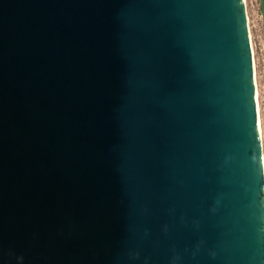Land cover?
I'll use <instances>...</instances> for the list:
<instances>
[{"label": "water", "instance_id": "95a60500", "mask_svg": "<svg viewBox=\"0 0 264 264\" xmlns=\"http://www.w3.org/2000/svg\"><path fill=\"white\" fill-rule=\"evenodd\" d=\"M0 264H264L244 0H0Z\"/></svg>", "mask_w": 264, "mask_h": 264}, {"label": "rangeland", "instance_id": "374dc122", "mask_svg": "<svg viewBox=\"0 0 264 264\" xmlns=\"http://www.w3.org/2000/svg\"><path fill=\"white\" fill-rule=\"evenodd\" d=\"M248 14V26L253 49L255 83L259 106V121L261 127V143L264 154V24L262 21L259 0H245Z\"/></svg>", "mask_w": 264, "mask_h": 264}, {"label": "bare ground", "instance_id": "6f19581e", "mask_svg": "<svg viewBox=\"0 0 264 264\" xmlns=\"http://www.w3.org/2000/svg\"><path fill=\"white\" fill-rule=\"evenodd\" d=\"M245 3V0H244ZM247 13V12H246ZM247 20H248V14H247ZM254 52V51H253ZM254 54V53H253ZM255 62V61H254ZM255 67V66H254ZM256 71V70H255ZM255 91H256V102H257V111L259 115V106H258V101H257V87L255 83ZM259 128H260V139H261V127H260V121H259ZM261 150H262V160H263V170H264V154H263V148H262V143H261Z\"/></svg>", "mask_w": 264, "mask_h": 264}]
</instances>
